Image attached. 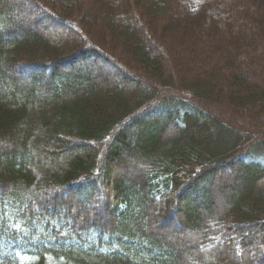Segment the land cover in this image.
Returning a JSON list of instances; mask_svg holds the SVG:
<instances>
[{
    "label": "trees",
    "instance_id": "trees-1",
    "mask_svg": "<svg viewBox=\"0 0 264 264\" xmlns=\"http://www.w3.org/2000/svg\"><path fill=\"white\" fill-rule=\"evenodd\" d=\"M0 264H264V0H0Z\"/></svg>",
    "mask_w": 264,
    "mask_h": 264
},
{
    "label": "rangeland",
    "instance_id": "rangeland-1",
    "mask_svg": "<svg viewBox=\"0 0 264 264\" xmlns=\"http://www.w3.org/2000/svg\"><path fill=\"white\" fill-rule=\"evenodd\" d=\"M42 26H43V28L44 29H46V30H49V31H53L54 32V30L55 29H57L58 27L57 26H50V25H48V23L47 22H42ZM62 31L63 32H67L68 31V28L67 27H62ZM99 64H100V66H99ZM98 65V66H97ZM91 68H94L95 70H97V68H101V70L103 71V73L109 78V80L111 81V82H116V83H119V84H121L122 83V79H121V76L118 74L117 75V70L115 69V68H112V67H108V66H103V64L102 63H98V64H95V63H92V62H88V63H86L84 66H82V70L83 71H85V72H87L89 69H91ZM92 70V69H91ZM44 91H46V90H44ZM43 95L44 96H46L47 95V93H44L43 92ZM224 176L227 178V179H229L228 177H231V173L229 172V171H227L225 174H224ZM229 181H231V179L229 180ZM239 181V180H238ZM238 181H236V184H238L239 182ZM98 200H100V204L102 203L103 204V199H101V195H97V196H94L93 197V200L90 202V201H88L87 203H78V205L80 204V207H82V210H84V211H86V210H90V211H92L93 213L94 212H99L100 210H101V206H100V204H99V206H98ZM216 202H217V204H218V206H221L222 205V203H224L223 202V199H220V198H218V199H216ZM171 215V217H172V215H173V212L172 211H170V212H168L165 216H162V215H160L159 217H158V220H161L160 221V226H163V223H164V220L165 219H167V217L168 216H170ZM174 216H175V214H174ZM150 218H148V223H150V220H149ZM169 223V222H168ZM164 225H166V222H165V224ZM164 227V226H163ZM170 228H172V227H170ZM263 233V232H262ZM260 236H261V234H260ZM263 236V235H262ZM261 236V237H262ZM255 236L253 235L252 236V238H254ZM261 237H258L259 238V240H262L261 239ZM182 245L183 246H190V245H192V243H193V241L191 240V237H183L182 238ZM258 241V240H257ZM263 248V247H262ZM188 257V256H187ZM262 258V255L261 256H258V259H261Z\"/></svg>",
    "mask_w": 264,
    "mask_h": 264
}]
</instances>
